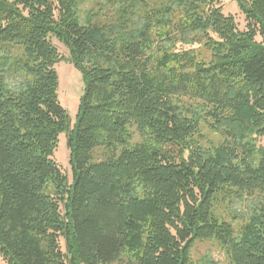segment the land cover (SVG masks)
Wrapping results in <instances>:
<instances>
[{
    "label": "trees",
    "instance_id": "1",
    "mask_svg": "<svg viewBox=\"0 0 264 264\" xmlns=\"http://www.w3.org/2000/svg\"><path fill=\"white\" fill-rule=\"evenodd\" d=\"M80 1L0 0V258L194 264V244L217 240L231 264H264V205L238 237L214 213L222 193L264 195V0H239L245 31L218 0H99L114 17L85 25ZM52 37L85 83L72 129ZM202 125L224 144H197Z\"/></svg>",
    "mask_w": 264,
    "mask_h": 264
},
{
    "label": "rangeland",
    "instance_id": "2",
    "mask_svg": "<svg viewBox=\"0 0 264 264\" xmlns=\"http://www.w3.org/2000/svg\"><path fill=\"white\" fill-rule=\"evenodd\" d=\"M239 0H218L217 6L222 7L225 15H231L235 18L238 28L241 31L247 29V21L245 15L241 12ZM152 6L157 3L150 2ZM103 6L99 0H81L78 7V19L81 24L87 22L104 24L114 17L110 13L109 8L102 10ZM259 39V38H258ZM260 40V39H259ZM51 42L58 49L60 57L64 60L56 65L58 75V100L67 110L70 119V129L76 123L80 99L85 92V83L83 75L75 64L70 61V53L68 49L60 43L56 38H51ZM180 50H198L202 57L210 60L211 54L206 51L202 45L186 46L178 44L176 46ZM188 99L182 98L181 103H187ZM134 132V131H133ZM197 144L205 149L214 150L221 147L226 140L225 136L213 131L208 125H202L200 132L195 137ZM141 143L139 135L134 132L130 145ZM257 148L264 149V137L256 139ZM111 155V151L101 148L95 152V160L102 161ZM54 160L61 167L62 171L67 175L70 184L73 182V171L71 166V149L68 144V133L60 135L58 148L55 151ZM233 193H222L218 196V200L214 206L215 215L228 222L234 229L235 236H241L243 228L249 223L250 217L260 206L264 205V195L256 193L252 196L244 195L242 199H235ZM63 252H66L64 240H60ZM228 247L222 245L219 241L207 240L198 241L191 250V257L194 264H231ZM0 264H5L0 258ZM113 264H133L127 257H122Z\"/></svg>",
    "mask_w": 264,
    "mask_h": 264
}]
</instances>
